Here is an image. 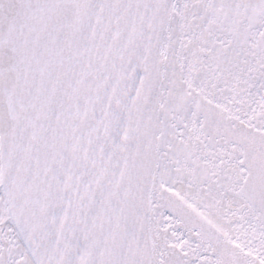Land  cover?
I'll return each instance as SVG.
<instances>
[{
    "label": "snow or ice",
    "instance_id": "1",
    "mask_svg": "<svg viewBox=\"0 0 264 264\" xmlns=\"http://www.w3.org/2000/svg\"><path fill=\"white\" fill-rule=\"evenodd\" d=\"M0 264H264V0H0Z\"/></svg>",
    "mask_w": 264,
    "mask_h": 264
}]
</instances>
